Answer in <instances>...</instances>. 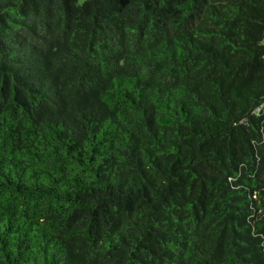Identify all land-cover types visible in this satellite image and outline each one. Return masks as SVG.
I'll use <instances>...</instances> for the list:
<instances>
[{"label":"trees","instance_id":"obj_1","mask_svg":"<svg viewBox=\"0 0 264 264\" xmlns=\"http://www.w3.org/2000/svg\"><path fill=\"white\" fill-rule=\"evenodd\" d=\"M0 264H264V0H0Z\"/></svg>","mask_w":264,"mask_h":264}]
</instances>
